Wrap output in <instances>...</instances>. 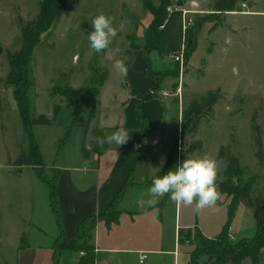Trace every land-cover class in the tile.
<instances>
[{"label": "rangeland", "instance_id": "374dc122", "mask_svg": "<svg viewBox=\"0 0 264 264\" xmlns=\"http://www.w3.org/2000/svg\"><path fill=\"white\" fill-rule=\"evenodd\" d=\"M42 1L0 0V264H46L47 253L61 234L51 208L50 188L35 167L28 164L29 143L14 101V88L7 83V55L21 48V30L38 18ZM160 3V0H70L69 8L34 48L28 65L31 81L28 104L31 120L37 122L33 133L44 160L45 177L51 185L59 181L54 168L78 163L84 134H89L85 135V144L91 149L93 127L91 124L86 129V112L73 122L72 108L56 90L98 85L108 73L105 64L111 60L107 58L109 51L122 55L126 50L131 53L132 46L144 44V35L154 20L153 12L161 10ZM169 3L192 11L187 16L185 53L195 46L190 61L185 59L183 66L169 56L165 59L168 71L155 72L151 66L147 70L157 80L162 79V74L173 78L169 97H161L162 92L151 95L172 100L179 110L180 136L174 160L178 158L181 164L187 158L209 155L218 162L217 182H222L232 158L241 181L253 180V196H264V0H169ZM164 10L169 14L167 8ZM100 13L113 17L117 28L123 24V30L108 49L96 53L90 48L88 35L94 30L91 20ZM193 32L198 34L196 40H189ZM151 61L156 64L153 57ZM181 76L183 95L174 97ZM211 91H219L220 95L214 111L200 120L197 133L192 135L191 129L182 131L183 112ZM55 109L58 115L54 120ZM42 116L49 119L50 126L39 124ZM199 142L201 148L192 151ZM231 204L232 197L221 194L214 207L198 213V225L207 237L213 239L223 232ZM179 209L182 221L190 220L191 213L196 216L193 207L179 205ZM230 231L232 244L251 239L256 233L253 213L244 203L237 205ZM195 234L194 230L188 237L185 231L179 238L180 251L190 257L197 250ZM197 260L193 264L213 262L208 256H199ZM162 263L172 264V257L150 256L145 264ZM242 264L252 263L247 259ZM260 264H264V256Z\"/></svg>", "mask_w": 264, "mask_h": 264}, {"label": "crops", "instance_id": "0c3cea01", "mask_svg": "<svg viewBox=\"0 0 264 264\" xmlns=\"http://www.w3.org/2000/svg\"><path fill=\"white\" fill-rule=\"evenodd\" d=\"M151 57L155 59V65ZM107 58H111L105 64L108 77L100 88L97 114L91 122L93 129L90 127V132L92 134L93 130L98 129L107 135L124 127L129 139L120 147L109 145L108 151L102 156L93 153L85 144L88 152L82 153L76 165L54 168L59 173L56 185L61 218L59 231L70 238L83 220L95 216L98 218L106 213L132 176L133 186L125 189L119 201L118 210L121 214L118 222L111 226L99 222L93 232L91 245L95 264H145L150 256H171L172 264H190L189 253L180 251L179 232L183 230L192 234L194 230H200L206 238L212 239L200 229V215L196 213L194 217L191 213L190 220L182 221L179 204L172 202L169 195L159 198L153 205H137L138 194L150 187L155 177L166 174L170 166L175 170L180 165L178 158L174 160L176 141L180 136L179 110L172 100L155 97L140 103L141 116L149 127V133L144 159L138 163L143 154V132L136 117V101L153 92H168L173 78L166 76L156 91L153 80L146 76L148 63L139 50L131 53L126 50L122 55L111 50ZM166 58L152 51L149 60L153 71H168ZM116 59L124 60L128 68L126 75L119 74L113 67ZM164 215L168 216L167 221ZM143 254L146 259L140 263ZM47 255L46 264H54L53 245ZM78 261L76 253L63 251L59 264H78Z\"/></svg>", "mask_w": 264, "mask_h": 264}, {"label": "trees", "instance_id": "16d2710c", "mask_svg": "<svg viewBox=\"0 0 264 264\" xmlns=\"http://www.w3.org/2000/svg\"><path fill=\"white\" fill-rule=\"evenodd\" d=\"M160 9L153 12V23L148 29V33L144 35V44L132 46L134 50H139L150 67L149 55L152 51H157L160 56L168 57L179 53L184 45V35L182 32V16L180 13H173L171 15L166 14L165 10L170 4L169 0H160ZM70 0H43L40 5V14L38 18L32 23L26 25L21 30L22 45L19 51L14 54L8 53L7 60L9 65V74L7 78L8 85L12 86L13 97L17 106L19 116L22 122L24 134L29 143L28 151V164L38 173L39 177L46 183L50 188L51 197V208L55 211L57 221L61 230V218L60 213L57 211V197H56V185L50 184L49 180L45 177L43 170L44 161L40 148L35 140L33 133V126L37 124L31 120L30 110L28 104V94L31 87V81L28 72V65L30 63L34 48L40 44L42 36L51 30L52 26L59 21L64 12L69 8ZM168 5V6H167ZM163 8V9H162ZM230 11V10H229ZM197 33L193 32L189 36V40H196ZM197 41H195L196 43ZM194 43V45H195ZM130 48V51H131ZM189 47L185 53V59L189 62L192 54L195 52V46ZM148 75V76H147ZM146 76L153 80L154 89L159 90L160 82L166 78L165 74H162V79L157 80L156 77L150 75L149 71H146ZM98 85H90L81 87L79 89H73L71 87H65L63 89L56 90L57 94L64 97L73 112V122L77 121L83 113L86 114V129H90V124L96 117L97 114V98L100 94V88L103 86L106 78ZM154 93V92H153ZM219 91H211L203 96L199 101H193L185 112H183L184 125L182 131H188L193 135L197 133V129L200 124V120L210 114L213 108L219 101ZM151 94L141 96L136 101V117L141 124L143 132V148L141 157L138 161L141 162L144 159L146 151V140L148 139L149 127L141 116L140 103L152 99ZM54 120L57 118V110L55 109ZM191 125L187 122L191 121ZM40 125L50 126L51 122L45 116L41 117ZM258 130V129H256ZM260 134L259 131H256ZM91 151L102 156L105 154L109 145H105L104 149L98 148L95 144V137L105 136L102 130L92 131ZM259 147H262L260 135L258 136ZM201 142L192 147V151L201 148ZM83 154H87L85 147V141L82 148ZM41 167L42 170L37 169ZM225 181L217 182L219 186V192L232 197V204L228 213V221L223 228V232L214 238H206L200 230L196 231L193 241L197 245V250L191 254L190 264L197 260L199 256H208L212 264H242L245 260L249 259L252 264H260L261 258L264 256V196L256 195L253 196L254 182L249 180L242 182L240 177L241 174L236 168L235 162L232 158H229V168L223 174ZM234 177L238 178L236 181ZM133 186L132 176L126 183V188ZM125 188V189H126ZM122 190L118 197L110 204L106 213L96 218H87L83 220L78 226L76 233L66 238L63 233L53 244V259L54 264H59L61 253L63 251H71L79 256L78 264H95L94 248L91 245L93 239V232L96 228L97 223L104 222L106 225L117 223L121 212L118 210V205L121 196L123 195ZM244 203L248 209L253 213V217L256 223V233L251 239H242L239 242L232 244L229 242L230 238V226L232 223L234 211L238 204ZM184 233L183 230L179 232L181 237ZM192 236L188 232V237ZM179 240V244H180ZM83 252L85 255L80 257V253ZM198 253V254H197Z\"/></svg>", "mask_w": 264, "mask_h": 264}, {"label": "clouds", "instance_id": "9594fccd", "mask_svg": "<svg viewBox=\"0 0 264 264\" xmlns=\"http://www.w3.org/2000/svg\"><path fill=\"white\" fill-rule=\"evenodd\" d=\"M91 24L94 30L88 35V41L91 50L96 53L108 49L118 32L123 30V24L117 28L114 26L113 17L103 13L96 15ZM113 67L119 74H127L128 68L124 60H114ZM94 139L96 146L101 149H104L105 145L113 144L120 147L128 142L129 134L124 127H120L111 134ZM218 172V162L209 155L187 158L175 170L155 177L151 186L138 194L137 205H153L159 198L169 195L172 202L193 207L196 213L205 208H212L221 195L217 183Z\"/></svg>", "mask_w": 264, "mask_h": 264}, {"label": "built area", "instance_id": "2783aa9c", "mask_svg": "<svg viewBox=\"0 0 264 264\" xmlns=\"http://www.w3.org/2000/svg\"><path fill=\"white\" fill-rule=\"evenodd\" d=\"M194 5H196V4L194 3ZM167 12L169 13V15L176 13V12L181 14V16H182V32H183V35L185 36L187 27H189V23H187V16L192 11H188L187 9L182 8L180 5H177V3H176L174 5L167 7ZM171 58L174 61H176V63L178 62V63L182 64V66H183L184 61H185L184 45H183L181 51L179 53L171 56ZM182 89H183V76H181L179 83H178V87H177L176 91H174L175 94H173V96L180 98L181 95H183ZM160 95H161V97H169L170 96L169 92H162ZM79 255H80V257H83L85 254L83 252H81ZM145 259H146V256H145V254H143L140 258V263H142Z\"/></svg>", "mask_w": 264, "mask_h": 264}, {"label": "water", "instance_id": "95a60500", "mask_svg": "<svg viewBox=\"0 0 264 264\" xmlns=\"http://www.w3.org/2000/svg\"><path fill=\"white\" fill-rule=\"evenodd\" d=\"M187 124H190V122L188 121Z\"/></svg>", "mask_w": 264, "mask_h": 264}]
</instances>
